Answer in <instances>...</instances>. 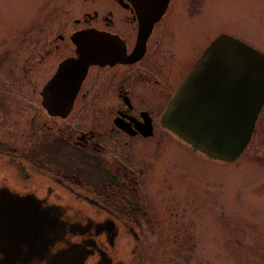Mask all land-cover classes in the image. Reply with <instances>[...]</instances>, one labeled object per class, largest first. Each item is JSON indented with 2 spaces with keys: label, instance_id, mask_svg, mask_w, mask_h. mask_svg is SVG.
Wrapping results in <instances>:
<instances>
[{
  "label": "flooded vegetation",
  "instance_id": "flooded-vegetation-1",
  "mask_svg": "<svg viewBox=\"0 0 264 264\" xmlns=\"http://www.w3.org/2000/svg\"><path fill=\"white\" fill-rule=\"evenodd\" d=\"M203 2L81 0L76 16L65 22L67 29L58 25L50 36L46 32L41 38H28L32 44L20 62L21 72L33 73L46 58L57 60L41 83L21 79L36 100H24L29 106L22 122L25 128L0 138V264H46L47 255L61 253L80 264H131L124 254L136 253L145 245L143 232L166 229L156 222L158 206L149 204L143 185L146 163L140 164L133 151L142 142L153 146L171 142L175 150L183 148L178 153L186 160L216 161L190 148L160 121L168 100L210 40L222 33L235 37L218 31L191 56L192 48L181 45L178 18L189 22L201 12ZM30 31L19 37L26 38ZM81 31L116 38L121 55L116 61L91 64L68 107L49 112L42 103L44 87L59 62L75 55L72 37ZM69 45V52L61 56ZM65 98L54 96L60 101ZM160 157H154V162ZM89 160L97 165L99 176L85 173L87 168L82 166ZM72 163L84 173L68 171ZM68 199L75 200L84 214L62 202ZM31 204L36 213L51 208L49 218L54 224L39 215L33 239L39 251L45 231L51 226L49 236L57 233L45 256L29 255Z\"/></svg>",
  "mask_w": 264,
  "mask_h": 264
},
{
  "label": "rangeland",
  "instance_id": "rangeland-1",
  "mask_svg": "<svg viewBox=\"0 0 264 264\" xmlns=\"http://www.w3.org/2000/svg\"><path fill=\"white\" fill-rule=\"evenodd\" d=\"M80 3L0 0V138L10 130L20 133L25 128L22 122L29 106L24 100H36L31 87L21 79L41 83L57 60L52 56L33 73L21 72L20 62L32 44L28 38H41L46 32L50 36L58 25L66 27ZM42 18H46L45 24H41ZM178 20L181 45L192 48L191 56L218 31L233 34L264 55V0H204L195 18L188 22L180 16ZM25 31L32 34L20 38ZM142 143L133 151L134 158L146 163L143 185L149 204L158 206L156 222L166 229L144 231L145 245L136 253H125L124 260L131 264H264V102L247 146L231 162L203 157L186 160L178 153L184 152L183 148L175 150L171 142L160 145L167 146L163 151L153 143ZM154 157H160L158 163ZM86 163L82 166L87 168L86 174L100 175L94 162ZM68 166V171L84 173L81 166ZM62 202L82 211L75 200Z\"/></svg>",
  "mask_w": 264,
  "mask_h": 264
},
{
  "label": "water",
  "instance_id": "water-1",
  "mask_svg": "<svg viewBox=\"0 0 264 264\" xmlns=\"http://www.w3.org/2000/svg\"><path fill=\"white\" fill-rule=\"evenodd\" d=\"M72 39L75 55L59 62L44 87L42 103L49 112H55L59 106L68 107L91 64L116 61L121 55L120 43L112 36L81 31ZM55 95L67 98L55 100ZM263 100L264 56L236 38L219 34L194 61L168 100L160 121L193 150L210 159L231 162L245 148ZM50 209L34 213L44 215L46 221ZM37 221L30 212L28 223L36 225ZM50 228L45 231L39 251L29 242L30 256L46 255V247L57 235L51 238ZM45 259L46 264H80L66 253L47 255Z\"/></svg>",
  "mask_w": 264,
  "mask_h": 264
},
{
  "label": "bare ground",
  "instance_id": "bare-ground-1",
  "mask_svg": "<svg viewBox=\"0 0 264 264\" xmlns=\"http://www.w3.org/2000/svg\"><path fill=\"white\" fill-rule=\"evenodd\" d=\"M31 206H33V204H31ZM34 207L35 206H33L32 207V209L34 210ZM31 212H32V215L34 214V215H36V218H37V224L36 225H30V227H31V229H30V231H31V240H32V243H33V239H35L36 238V236H35V232L37 231V227H38V224H39V215H37V214H35L34 212H35V210H34V212L31 210ZM11 214V213H10ZM34 244V243H33Z\"/></svg>",
  "mask_w": 264,
  "mask_h": 264
}]
</instances>
